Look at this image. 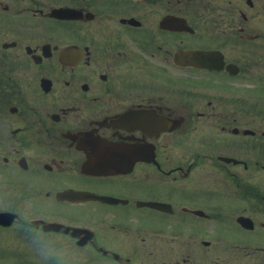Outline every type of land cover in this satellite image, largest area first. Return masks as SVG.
Here are the masks:
<instances>
[{
  "label": "flooded vegetation",
  "instance_id": "flooded-vegetation-1",
  "mask_svg": "<svg viewBox=\"0 0 264 264\" xmlns=\"http://www.w3.org/2000/svg\"><path fill=\"white\" fill-rule=\"evenodd\" d=\"M0 262L264 264V0H0Z\"/></svg>",
  "mask_w": 264,
  "mask_h": 264
},
{
  "label": "rangeland",
  "instance_id": "rangeland-1",
  "mask_svg": "<svg viewBox=\"0 0 264 264\" xmlns=\"http://www.w3.org/2000/svg\"><path fill=\"white\" fill-rule=\"evenodd\" d=\"M248 125H250V126H252L253 125V122H252V120L251 119H249V121H248ZM8 252V251H7ZM0 264H4L3 262H0Z\"/></svg>",
  "mask_w": 264,
  "mask_h": 264
},
{
  "label": "clouds",
  "instance_id": "clouds-1",
  "mask_svg": "<svg viewBox=\"0 0 264 264\" xmlns=\"http://www.w3.org/2000/svg\"><path fill=\"white\" fill-rule=\"evenodd\" d=\"M39 234H37V237H38Z\"/></svg>",
  "mask_w": 264,
  "mask_h": 264
}]
</instances>
